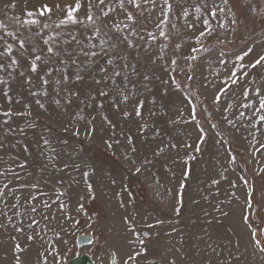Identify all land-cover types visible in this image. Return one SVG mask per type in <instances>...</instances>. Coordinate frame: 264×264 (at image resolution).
<instances>
[{"label": "rangeland", "instance_id": "rangeland-1", "mask_svg": "<svg viewBox=\"0 0 264 264\" xmlns=\"http://www.w3.org/2000/svg\"><path fill=\"white\" fill-rule=\"evenodd\" d=\"M201 2L169 0L172 10L167 17L164 0H155V6L141 0V9L126 3L128 10L138 17L137 34L129 36L133 47L116 40L109 43L118 45L114 51L121 59L117 63L136 68L137 73L131 75L137 89L132 99L143 100L144 105L142 118L134 114L125 118L122 113L132 112L133 103L121 104L118 110L111 105L109 97L98 96L102 86L93 83L94 76L99 78L95 66L83 73L82 81L73 79L70 83L69 87L79 93L71 104L63 93L56 96L51 88L47 97L30 95L40 91V81L36 73L28 71L16 41L5 32L32 37L38 48L44 47L38 33L67 39L69 32H84L82 25L57 28L64 16L61 11L54 10L48 17L26 15V9L34 10L45 3L50 6L59 3L63 8L75 0H0V23L6 26L0 28V36L14 45L13 55L20 59V67L0 71V81H4L0 83V172L6 173L0 176V189L4 190L0 212L7 211L12 216L11 223L0 216V264H17V258L20 264H45V260L47 264H69L84 254L92 255L95 264H111L112 252L118 254L123 264L133 250L143 253L138 264H168L171 260L175 264H264V252L260 251L264 247V234L259 232V228H264V171H261L264 122L258 120L264 112L253 115L259 107L254 89L260 88L264 94V68H247L258 55L264 54V0H229L228 5L223 0H206L208 5L218 6L215 19L207 8L197 18L195 5ZM12 3L16 4L15 9L5 7ZM82 3L86 5L87 0ZM116 4L117 0H112V5ZM182 8L187 9V17L183 16ZM219 8H230L231 12L220 13ZM96 11L94 8L93 12ZM78 15L83 19L85 8ZM110 15L118 20L124 17L119 8ZM29 19L38 23L29 24ZM204 19L216 31L197 44L194 37L204 30ZM161 21L165 22L158 28L156 25ZM221 21L226 23L227 30L218 27ZM44 24L49 27L44 28ZM188 24L194 27L189 29ZM161 29L168 39L160 35ZM122 34H128V30ZM93 43L98 45L99 40ZM176 44L182 45L179 52L175 50ZM250 48L252 52L248 56L237 60ZM2 50L3 41H0ZM104 59L99 58V63ZM172 59L177 61L172 66L176 69L172 75L179 88L168 78ZM221 60L227 63L221 64ZM0 62L10 61L0 58ZM241 64L245 68L241 69ZM237 69L239 82L231 85L230 73ZM38 71L43 75L41 69ZM243 71L249 75L242 76ZM145 75L150 79L143 80ZM187 75L194 79L185 83ZM29 76L31 85L27 83ZM164 80L168 83H162ZM224 81L231 87L219 105L214 104V96L225 86ZM245 88L250 90L247 99L242 94ZM89 96L95 100L86 99ZM187 98L197 105L195 120L190 116ZM36 99L45 105L43 109L35 103ZM57 99L59 104L55 103ZM101 103L104 107H97ZM249 103L251 107H243ZM25 104L31 106V117L2 114L9 109L12 113L23 112ZM228 104L231 107L224 112ZM77 112L85 120L73 119ZM92 116L95 120L87 123ZM144 123L148 128L140 131L139 125ZM197 125L204 130L203 141ZM77 131L79 135L74 134ZM127 136L132 137L131 145L127 144ZM43 139H48L50 144L44 145ZM117 139L119 145L115 143ZM106 142L113 147L108 148ZM132 147L136 148L135 153L130 151ZM159 149L163 151L154 156ZM52 155L56 156L55 160L49 159ZM126 155L137 163L145 157L152 163L134 174V166L126 161ZM20 164L25 167H19ZM42 165L47 167L42 169ZM84 173H88L86 178ZM213 180L219 183L213 184ZM5 183L8 189H4ZM33 183L39 188L22 187ZM29 191L37 197L33 202L39 209L36 214L25 213L24 208L5 207L16 203L14 195L23 204ZM60 192L64 195L57 199ZM249 192L251 208L247 206ZM43 201L56 203L50 209H43ZM61 203L65 205L63 209L59 207ZM15 211L24 214L16 216ZM45 215L49 219H44ZM245 215L252 227L258 226L256 239L260 247L253 241ZM32 218L38 223L31 224ZM28 236L33 239L29 240ZM81 236L91 237L93 244L78 246ZM17 244L20 250L16 249Z\"/></svg>", "mask_w": 264, "mask_h": 264}, {"label": "snow or ice", "instance_id": "snow-or-ice-1", "mask_svg": "<svg viewBox=\"0 0 264 264\" xmlns=\"http://www.w3.org/2000/svg\"><path fill=\"white\" fill-rule=\"evenodd\" d=\"M126 3L128 5H131L135 9H141L142 4L141 0H117V4L115 6L112 5V0H87V4H83L82 0H75L74 4H66L61 7L59 3L50 6L49 4L45 3L41 5L39 8L34 10H27L26 5V15L28 17H34V16H41V17H48L50 16L53 11H61L64 13V16L59 20V22L56 24V27L59 28L62 25H82L85 28L84 32H81L79 34H75L72 32L68 33L67 39H56L51 35H48L47 37L37 34L39 36V39L42 41V44L44 47L38 48L35 44L32 37H25L23 35L17 36L13 32H5V35L11 36L15 41L16 45L18 46V51L20 54V57L24 59L27 62L28 71L30 73H36L37 77L40 81V91L38 92H30V95L32 96H44L47 97L49 95L48 89L51 88L52 92L55 93L56 96H60L61 93L64 94V99L68 104L73 103V97H78L79 93L77 91H74L71 87H69L70 83L73 81V79L77 82L82 81L84 79L83 73L85 71H91L92 67L95 66V72L99 76V78L93 77V83L97 86H102L99 88L97 95L101 97H109L110 103L113 107L117 108L119 110L121 104H129L133 103V109L132 112L124 111L122 115L125 118H128L131 115H135L136 117L142 118V108L144 105L143 100L136 99L133 102L132 97H134L136 92V83L131 79V75L136 74L137 70L134 66H131L127 63H117L118 60L121 59L118 52H115L114 50L118 47L117 44L109 43L111 40H116L121 45H126L127 47H133V42L129 38L130 35H135L136 29L135 24L138 22V17L133 14V12L129 11L126 7ZM143 3H151L153 6H155V0H143ZM223 3L225 5H228L229 0H223ZM164 4L166 5L167 11L165 12V17H167V14L171 12L172 5L169 3V0H164ZM5 7H10L15 9L16 4L12 3L9 5H5ZM85 8V16L83 19H81L78 15L81 8ZM182 7V6H181ZM218 6H210L207 4L206 0H202L201 4L195 5V12L198 14L197 18L199 19V14L202 13L203 8H207L209 10V15L215 19L216 18V9ZM96 9L97 11L94 13L93 9ZM117 8H119L123 14L124 17L122 20H118L115 15H110L111 13H115ZM225 11L231 12V9H225V8H219L220 13H224ZM182 14L183 16L187 17L189 15L187 9L182 8ZM140 15H143L141 12ZM131 22V23H128ZM165 21H161L156 26L159 28L160 24L164 23ZM29 24H35L38 23L35 19H29L27 21ZM236 20H232V24H235ZM203 24L205 25L204 30L200 31L198 35L194 37L197 44H200L202 41V38L211 37L213 33L216 31V29L211 25L210 21L208 19L203 20ZM6 26L2 23H0V28H5ZM44 28H48V24L43 25ZM176 26L173 25V28ZM187 27L189 29H192L194 27L193 24H188ZM218 27L223 30H227V25L225 22L221 21L218 24ZM125 30H128V34H122ZM151 35V33H149ZM160 35L164 36L165 39H168L169 37L164 32L163 29L160 31ZM60 34L57 33V37H59ZM155 39V37H152ZM99 40V44L93 43L95 40ZM0 41H3V50L0 51V58H8L10 62L3 63L0 62V71H6L8 68H17L20 67V59H18L15 55H13V48L14 45L11 43H8L7 40H5L4 36H0ZM75 45V47H73ZM164 47H167L165 45ZM182 45L176 44L175 50L177 52L180 51ZM99 49L98 51L96 49ZM113 50L112 54H109V51ZM194 51L196 49H193ZM252 52V49H248L247 52L244 53L243 56H238L237 60L242 61L245 56H248ZM104 57L103 63H99V58ZM191 59H195V57H191ZM39 62V63H38ZM155 63V61H153ZM221 64H226L227 62L224 60L220 61ZM177 65V61L175 59H172L169 65V68H171V71H168V68H165V71H168V78L172 81V83L179 88L180 84L176 83L175 77L172 75V72H174L176 69L175 66ZM257 67L264 68V54L258 55L256 59H254L250 65L247 66L249 69H255ZM129 68H131V72H129ZM240 68L243 69L245 66L243 64L240 65ZM38 69H41L43 71V75L39 74ZM237 70H234L230 73V79H231V85H236L239 82V77H237ZM23 75V73H21ZM249 75L248 71H243L242 76L247 77ZM150 78L148 76H143V80H149ZM194 79V76L187 75L185 79V83L188 81H192ZM0 83H4V81H0ZM27 83L29 85L32 84V78L29 76L27 78ZM162 83L167 84L168 80L162 81ZM223 85L217 90V93L214 96L213 103L219 105V102L224 96L231 85H228L227 81L222 82ZM131 85V87H129ZM190 86V85H189ZM249 89L245 88L243 90V96L245 99H247L249 94ZM256 96L259 100V107L255 109V112L253 115L255 116L256 113L264 112V94H262L260 88L254 89ZM5 97L9 99V102H11V98L8 97V93H4ZM86 99L89 100H95L94 96H89ZM19 103V101H16ZM83 102V101H82ZM187 102L190 105V116L193 120L196 119V108L197 105L193 102L191 98H187ZM35 103L39 105L41 109L45 107V105L41 102L40 99H36ZM56 104L60 103V100H55ZM25 111L23 112H17L12 113V111L9 109V111L3 112L2 114L6 117H10L12 115L17 116H26L31 117L32 112L30 110V105L25 104ZM87 107H92L91 104H87ZM99 108H103L104 105L101 103L97 105ZM231 107V104H228L224 107V112H227L229 108ZM243 107L249 108L251 107V104H244ZM153 115L155 113H152ZM241 116L244 115V113H240ZM73 119L75 120H85V116L82 115L80 112H77ZM105 121H107V117H103ZM225 120H227V117H224ZM95 120V117L92 116L91 120L86 121L87 123H91ZM259 122H264V115L258 116ZM229 124H232V121H227ZM7 123V121H5ZM199 128V131L201 133L200 140L203 141L204 139V130L202 127L197 125ZM213 128L216 127L215 124L212 125ZM148 128V124L144 123L139 125V130L143 131L144 129ZM68 129L65 128V131ZM22 131V130H21ZM74 134L79 135V132H75ZM127 144H132V137L127 136L126 138ZM107 143V142H106ZM115 143L117 145L120 144V140H115ZM44 145H49L50 141L48 139H43ZM2 147V145H0ZM108 148H112V143H107ZM172 147H175V145H172ZM264 147V145H262ZM199 146H197L196 151H199ZM25 151H27V148H25ZM132 153H135L137 150L135 147H132L130 149ZM163 149H159L158 151L154 152V156H158ZM52 152L55 153V149H52ZM115 155V153H113ZM50 160H55L56 156L52 155L49 157ZM125 159L128 163L134 166L135 173H141L142 170L146 168L147 165L151 164L152 161L149 160L147 157H145L143 160H140L139 163H137L136 159H133L132 157L125 156ZM19 167L24 168V164H20ZM47 165H42V169L46 168ZM65 167H67L65 165ZM261 171H264L262 169ZM6 175L5 172H0V176ZM88 173H84L85 178L87 177ZM187 176V173H185V177ZM213 184L219 183L217 180L212 181ZM234 186V185H233ZM9 185L7 183L4 184V189H8ZM22 187H26L29 189H38V184H28L24 185ZM181 189L185 187L184 183L182 182L180 185ZM89 188H91V185H89ZM41 195H46L45 193H40ZM64 195L63 192H60L57 196V199L60 198V196ZM4 196V190L0 189V197ZM14 199L16 203H12L10 205L6 204L5 207L11 210H15L18 208H24L25 213H28L30 215L36 214L39 209L36 207V205L33 203L37 197L29 191V194L27 197L24 198V203L20 204V197L14 195ZM56 203V201H52V203H49L48 201L42 202V208L43 209H50L52 207V204ZM26 206V207H25ZM247 206L251 208V192H249V198L247 201ZM61 209L65 207L63 203L59 205ZM82 210V206H81ZM175 212L178 215L180 212V208H175ZM24 213L20 211H15L14 215L21 216ZM0 216H4L9 223L12 221V216L8 215L7 211L0 212ZM44 219H49V216L45 215L43 217ZM53 219L55 217H52ZM244 221L248 225L251 235L253 238V241L257 247H260V241L256 239L257 236V228L252 227L251 222L249 221L248 215L244 216ZM38 221H36L34 218L31 220V224H37ZM76 223H79L78 221ZM159 223V222H158ZM31 224L29 227H31ZM22 228H17V231H22ZM259 232L261 234H264V228H259ZM28 239H33L32 236H28ZM84 239H87L85 237ZM143 241H141V244ZM16 249L20 250V245H16ZM260 251L264 252V247H260ZM143 253L138 250H133L127 257L124 259L123 264H129V261L136 262L138 264V257L142 256ZM110 261L111 264H120L119 257L116 252H112L110 254ZM17 264H20L19 258H17ZM45 264H47L45 260ZM151 264H156V262H151ZM168 264H175L174 260H171L168 262ZM210 264V262H209Z\"/></svg>", "mask_w": 264, "mask_h": 264}, {"label": "water", "instance_id": "water-1", "mask_svg": "<svg viewBox=\"0 0 264 264\" xmlns=\"http://www.w3.org/2000/svg\"><path fill=\"white\" fill-rule=\"evenodd\" d=\"M146 235V233H145ZM85 237H87V239H84ZM77 244L80 247L83 246H90L93 244V239L89 236H81L78 238L77 240ZM69 264H95L92 255L90 254H84L82 256H79L77 258L72 259ZM156 264H160L158 262H156Z\"/></svg>", "mask_w": 264, "mask_h": 264}]
</instances>
